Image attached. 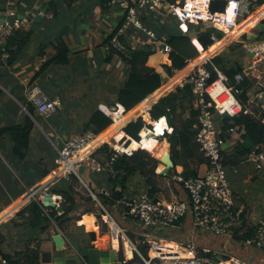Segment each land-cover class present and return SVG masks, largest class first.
<instances>
[{
	"label": "crops",
	"instance_id": "obj_1",
	"mask_svg": "<svg viewBox=\"0 0 264 264\" xmlns=\"http://www.w3.org/2000/svg\"><path fill=\"white\" fill-rule=\"evenodd\" d=\"M191 3L193 4L194 1L189 0V4ZM263 8L264 5L259 8L256 7L254 12ZM7 9H15L24 15L30 14L32 22L28 28L22 30L30 33V40L29 44L16 59L15 65L13 67L6 65L8 57L6 55L0 58V129L12 124H18L23 121L25 114L30 115L28 110H26L27 107L23 104L26 100V90L29 85L37 84L42 87V79L51 84L59 78L62 82H70L71 77L72 80H82L84 84L90 81L86 89L90 91L92 88L96 92L97 102L94 111L88 109L89 105H79L76 110L70 109L64 113V106L59 98L61 95L60 89L55 91V93L46 91V94L51 99L58 100L61 103V107L49 119H44L38 113L36 114L38 120L31 116L35 121L36 128L31 135L30 150L26 159L23 161L18 160L11 153L12 143L9 138L0 141V169L12 171L10 157H13L12 162L17 161L16 166L20 168L21 172H25L22 178H19V183H17V179L13 180L14 182L16 181L13 184L11 180L7 182V178L5 180L6 186L10 187V195L0 205V216L5 213L0 218V256L7 255L15 261L20 259V264H24L28 254L27 251L33 250L39 252V264H139L132 263L135 253H137L132 246H135L139 251L143 242L157 241L162 244L165 250L171 252H186L189 249L188 247L193 246L200 254L204 250H208L209 252L220 253L224 259H235L250 264H264V254L247 248L243 243L194 230L191 217L183 220L176 227L151 231L145 228L140 221L125 216L127 204L135 201L141 193H149L150 188L147 186L145 178L140 174L127 176L124 183L120 180L121 182L114 188L113 184L110 183V178L113 176L110 173L109 163L106 162L105 157L102 155L88 158L79 167L77 177L80 180V186L77 190L81 193V196L87 197L89 189L99 197L100 202L101 197L104 196L100 194L103 188L109 190L111 194L114 190L123 194V200L110 206H104L101 202L107 213L84 214L83 210L87 207V204L81 202L78 198L79 208L71 216H81L80 220L72 221L64 226V229H60L54 221L46 231H44V226L40 228L33 227L31 225L30 210L22 212L33 200H26L25 197L36 188L43 186L57 171V154L53 155L49 153L48 148L43 149V147H60L66 139L80 134L96 111L104 112L112 118L114 123L115 120L120 119L125 113L131 112L133 109L128 112L122 105L117 103V91L127 78L129 65L126 60L121 59L119 56L111 55L107 49L106 40L123 20L122 13L118 9L108 6V0H0V18L4 13L3 11ZM233 9L234 7L231 8L230 6L229 10L233 11ZM40 12L45 14V16L41 17ZM251 18L252 16L250 15L246 18H241L239 19V24ZM151 20L153 23L150 24L158 27L156 19L151 17ZM202 28L203 30L206 29V27ZM154 32L157 36L156 38H158V32L156 30ZM227 36L230 38L228 34H225L220 41L227 38ZM58 38H62L69 47V64L52 66L44 75L35 80L37 72L43 68L45 63L50 62L55 57L54 46ZM123 39L130 51L157 40L146 34L143 35L142 32L140 33L135 29H130ZM195 40L194 38V44ZM228 41L230 44L234 41L237 42L238 44L235 45L241 47L243 51L244 49L249 50L248 57H241L235 51L232 52L230 46H225L212 54L210 59L222 55L228 68L236 66L243 68L246 78L252 84V88L248 92L249 101L246 109L256 115L258 111H264L260 102L254 101L256 94L264 88V18L250 26L237 39L231 38ZM199 51L200 55L205 52L204 49H199ZM169 56L160 50L149 58L147 66L160 73L164 78V83L160 89L146 100L155 97L173 79L189 70L196 63L190 62L185 69L175 72L174 76L170 77L164 68L166 65H171ZM155 57L159 60L151 64V60ZM85 66H88L91 72L89 76L82 77L76 69ZM220 73L223 72L220 71ZM86 78L87 80H84ZM179 81L170 91L162 92L163 94L153 101L148 109V120H145L148 125L153 124L154 127L156 126L149 112L153 105L177 88ZM68 90L71 92L72 89L68 88ZM218 91L221 92L219 97L216 95ZM240 93L236 91L233 85H230L229 81L226 84L219 81L215 85V90H213V98H217V100L214 101L210 95L208 96L209 101L215 102V106L212 109L215 120L220 118L218 123L215 121L219 130L223 127L225 117H231L238 112L240 103L237 99V94L239 95ZM262 101L264 102V96ZM10 103L12 105H9ZM16 106H18V109ZM57 116H61V119L57 118ZM136 119L137 117L132 118L120 129V133L106 142L109 145H114L111 142L113 140L115 144L119 141H125L131 144V150H134L136 141L127 136L123 130L128 123ZM162 121L164 126L161 125ZM158 125L161 130H155V133H164L165 131L172 133L173 131L166 117L160 119ZM38 129L42 130L45 139ZM163 136V134L160 135V142L164 140ZM106 142L102 143V145ZM167 142H161L159 145L160 149L168 145L170 148V144ZM232 145L233 142L229 144L228 148ZM255 148L254 146V150ZM253 151H250L249 155ZM165 152L171 153L170 150ZM29 154L32 155L33 159L31 160L33 162L26 167ZM162 156L158 155L157 158L160 159ZM94 163L101 165L99 172L92 171L91 167ZM242 166L243 164L238 167ZM164 168L165 166L161 163L157 173L160 174ZM193 168L198 173V176H203L207 171V163L206 161L199 163L198 166ZM40 171H49L50 174L46 178H40ZM183 171V167L178 166L175 175L160 178L158 180L159 192L154 197L167 202L175 200L188 201V195L177 176L182 174ZM243 174V183L247 187L243 192L241 191V194L233 192L235 206L237 210L242 211L246 229L255 232L259 222L264 218V208L259 201L262 200L260 192L262 191L261 185L264 183V174L260 175L257 180L249 171L244 170ZM63 180L67 181L66 179H61L58 182ZM58 182L49 184L40 190L37 195V201L41 202V196L47 193L52 195V201L56 206L62 207L65 201L64 198L53 193V187ZM252 184L255 186L254 192L249 190L248 187ZM117 188H120L121 191L117 190ZM12 209L14 210L12 211ZM43 209L48 215L50 210L44 207ZM58 213L62 214L63 211ZM90 221L93 223L92 228H89ZM92 233L95 234V239L90 237ZM58 234H61L64 239V247L61 250L57 248L54 241V236ZM34 262L30 259L28 264H34Z\"/></svg>",
	"mask_w": 264,
	"mask_h": 264
},
{
	"label": "trees",
	"instance_id": "obj_2",
	"mask_svg": "<svg viewBox=\"0 0 264 264\" xmlns=\"http://www.w3.org/2000/svg\"><path fill=\"white\" fill-rule=\"evenodd\" d=\"M172 1L176 2L177 0ZM227 5L228 2L226 0H212L210 3V11L212 13H225ZM263 5L264 0L257 1L255 6L251 9L252 13L255 11L256 7L259 8ZM145 19H147V27L152 31L156 30L159 37L152 43L148 45L144 44L140 48L131 51V58L125 59L129 65V73L125 82L117 91V103L122 105L128 112L133 109L131 112L124 114L125 119L137 112L141 108L143 104L142 102L163 86V76L156 72L153 68L148 67L147 63L149 58L162 50L165 44L169 45L172 50L169 56L171 65H166L164 68L168 76L172 77L174 76L175 72L185 69L191 61L197 59L200 56L199 49L193 43L194 38L200 43L201 46H203V49L205 50L204 53H201L202 56L198 59L200 60L206 55L207 50L214 45L212 37L215 36L218 39H222V37L225 35L224 32L215 28H207L203 30L201 26L196 25H190L188 33L184 34L179 29L177 23L174 20L167 19L164 24H160L157 21V27L150 24L153 23L151 18L147 17ZM123 23L124 19L108 37L106 40L107 44H109L110 39L118 32ZM29 40L30 33H26V31L22 30H18L14 36L10 38L7 45V53L5 54L8 56L6 65L9 67H13L15 65L16 59L29 44ZM54 49L56 51L55 57L50 62L45 63L43 68L37 72L35 80L44 75L46 71L52 66H63L69 64L70 50L62 38L57 39ZM110 53L111 55H116L113 51H110ZM5 55L1 54L0 58ZM207 67L212 73L211 83H214L219 79L218 73L216 72V69H218L228 77L230 85H233L237 92H241L239 95L237 94V99L242 107L241 112L233 117H225L223 127L220 130L223 138L227 139L231 143L233 142V145L230 146L224 153V164L238 165L240 163L239 158L242 155L250 154V150L246 147L247 140L252 141L255 147H264V111H258V114L256 115H254V113H245L246 105L249 101L248 92L251 90L252 84L247 78H245V81L242 84H236L235 76L239 73H244L242 67L236 66L228 68L222 55L215 56L213 59H211V62ZM166 87L155 97H152L149 100H152L153 103V101L159 98L161 94L166 93L173 88L167 89ZM207 99L209 100L208 97ZM23 104L27 107L30 115L25 114L23 121L18 124H12L0 129V141L9 138L10 142L12 143L11 153L21 161L26 159L30 150L31 135L36 128L33 118L35 117L37 119V112L34 106L28 103L27 99ZM9 105H12V103ZM16 108L18 109V106H16ZM149 112L152 121L156 123V126L154 127L156 128V131L161 130V127L158 125V121L165 117L167 118L169 126L173 129L172 133H165L164 139L168 140L170 144L174 168L172 169L169 176H162L157 173V169L161 163L160 160L156 158V152L161 150L160 146L154 149L152 152L155 157L152 156L147 150L137 149L132 157H127L121 154L118 160L112 164V167L115 170L118 172H124L125 175L120 179L119 177H111L110 183H112L114 188H116V186L121 182L120 180H122V183H124L127 176L140 174L145 178L146 184L150 188L149 194L154 197L155 194L159 192L158 180L160 178L175 175L177 173L176 168L178 166H181L184 169L182 174L177 175L178 179L197 177L198 173L193 167L198 166L199 163H203L206 160L200 152L199 145L195 141L196 135L198 133L196 126L200 116V107L194 94L192 93L190 86L175 88L167 96L158 100V102L153 105ZM127 122H125L123 126ZM113 123L114 122L110 116L106 115L102 111H96L87 123L83 132L92 131L97 136V138H103L115 129L117 125ZM145 127L151 126L145 122L143 117H139L136 120L128 123L123 131L127 136L131 137L135 141H139V134ZM120 129L108 136L107 141L120 133ZM159 133L160 135L163 134V132ZM168 146L162 149L161 154H163L165 151H168ZM113 152L114 151L111 146L108 143H105L93 154V156L97 157L98 155H102L105 157L106 162L109 163ZM54 153L57 154V151L55 150ZM49 174V171H40V178H46ZM79 186V178L76 175H72L69 182L63 180L58 182V184L53 187V193L61 195L65 200L62 204L63 213L61 215H59L57 209L55 208H50L49 214L47 215L44 212L45 210L43 209L42 203L40 201L34 200L29 203V206L22 212H26V210L29 209L31 225L35 228L44 226V231L51 227L53 221L56 222L60 229H64V226L71 223L72 221L80 220L81 216H71L75 211L78 210L79 200L87 204V207L83 210L84 214L95 212L103 214V209L97 202L93 200L91 196H81V193L77 190ZM122 200L123 194L114 190L112 191V195L110 197H101V202L104 206H110ZM3 215H1L0 218ZM92 227L93 223L90 221L89 228ZM243 230L244 232L240 233ZM253 236L254 232L252 230H247L246 225L243 224L241 231H235L233 240L237 243H243ZM90 237L95 239L96 236L94 233H92L90 234ZM139 251L143 256L147 257L149 251L148 243L143 242L142 246L139 248ZM27 252L28 254L24 264H28L30 259L35 261L34 264H39V252L33 250H28ZM201 254L205 257L212 256V252H201ZM3 257L8 259L10 264H20V259L15 261L10 256L3 255ZM132 263L144 264L137 253H135Z\"/></svg>",
	"mask_w": 264,
	"mask_h": 264
},
{
	"label": "built area",
	"instance_id": "obj_3",
	"mask_svg": "<svg viewBox=\"0 0 264 264\" xmlns=\"http://www.w3.org/2000/svg\"><path fill=\"white\" fill-rule=\"evenodd\" d=\"M212 0H206L204 10L195 6L190 7L188 0L181 3L180 0L173 2L172 0H108V6L118 9L123 16L124 23L119 28L118 32L110 39L107 49L115 52L116 56L121 59H130L131 51L124 43L123 37L128 34L130 29H135L142 32L153 39H157L154 31L150 30L143 22L145 18H154L159 23L164 24L167 19L174 20L179 29L184 33H188L190 25L202 26L207 28H215L229 34L236 30L239 25V19L246 18L252 13V8L258 0H226L228 2L225 13L210 11V3ZM234 6V19H230L225 14L230 6ZM40 16L45 14L40 12ZM32 17L30 14H21L15 9H7L0 18V55L7 53V45L11 37L18 30L26 29L30 26ZM214 45L219 43L220 39L213 36ZM171 47L164 45L162 51L170 55ZM212 59V58H211ZM210 56L204 60L197 62L191 70L178 83V87L190 86L198 105L200 107V116L198 119L196 135V143L199 145L200 152L207 163V171L203 176L192 177L189 179H178L183 185L184 190L188 195V201L175 200L167 202L160 198L152 197L149 193H141L138 198L127 204L125 216L140 221L147 229L159 228L165 229L180 225L187 217H191L193 228L196 231L203 233H211L217 237L233 240L236 230L242 229L244 218L242 211L236 209L235 199L231 191L226 168L224 164V153L229 146L230 141L223 138L220 130L215 124V115L212 108L215 106L217 98H213V90L217 82L227 83L228 77L220 73L218 69L219 79L211 83L212 73L208 69V64L211 62ZM193 61H191L192 63ZM246 75L239 73L235 76L236 84H242L245 81ZM218 91L217 97L221 96ZM211 96L214 101L208 100ZM264 88L254 97V101L260 102L261 108L264 110ZM26 99L32 104L36 112L44 119H49L61 107L58 100L51 99L42 88L35 84L29 85L26 90ZM252 103H254L252 101ZM247 107V106H246ZM26 109V108H25ZM27 110V109H26ZM241 105L238 106V112H241ZM148 110L145 112L147 115ZM245 113H251L247 110ZM143 117V115L138 116ZM151 127H145L139 134L140 140L137 149H143L140 146L143 142L142 134L154 131L153 124ZM167 132V131H165ZM165 132L163 135H165ZM153 136V135H152ZM162 137V136H161ZM164 137V136H163ZM97 136L92 131L82 132L63 141L60 147H55L57 151V171L46 181V183L33 190L26 200L37 201V195L40 190L44 189L49 184H55L61 179L70 181L72 175H78V169L88 158L101 147L98 146L88 155H84L88 147L96 140ZM158 140L160 137H155ZM108 143V142H106ZM113 149V155L109 162L110 173L113 178L125 175L124 172H118L112 167L121 154L132 157L137 150H131V144L127 142H117L110 144ZM251 162L256 166L258 171L264 170V147L256 146L255 150L250 155ZM94 162V161H93ZM93 172H99L101 165L94 163L92 165ZM117 190L121 191L120 188ZM89 196L107 213L106 208L102 205L99 197L92 193L89 189ZM101 195L110 197L112 194L107 189L101 190ZM110 216V215H109ZM111 217V216H110ZM112 218V217H111ZM119 230V229H118ZM120 231V230H119ZM244 230L240 233H243ZM149 245L148 255L143 256L135 246L136 251L144 264H250L241 262L235 259H224L218 262L213 261L220 253L212 252L211 257H205L195 250L189 249L184 254H192L191 256L170 254L165 252L162 244L157 241L147 242ZM243 244L255 251L264 254V218L259 222L255 229L254 236L247 239ZM204 253H209L204 250ZM0 264H10L9 260L0 256Z\"/></svg>",
	"mask_w": 264,
	"mask_h": 264
},
{
	"label": "rangeland",
	"instance_id": "obj_4",
	"mask_svg": "<svg viewBox=\"0 0 264 264\" xmlns=\"http://www.w3.org/2000/svg\"><path fill=\"white\" fill-rule=\"evenodd\" d=\"M180 2L184 3L185 0H180ZM143 22L145 23V25H147V19H143ZM143 35H144V33H143ZM235 44H238V43L234 41L231 44L229 43V45H227L226 47L230 46L231 51L232 52L235 51L241 57L242 56L248 57L250 51L249 50L247 51V49H244V51H243V49H241V47H239V46H237ZM230 54L232 55L231 52H230ZM201 56L202 55H200L197 59L193 60V62H196ZM252 59H254V58L252 57ZM76 71L78 73H80L82 77H85V76H89V73L91 72V69L88 68V66H85L83 68L82 67L77 68ZM60 80L61 79L59 78L54 83L51 84V83L46 82L44 79H42L41 80L42 81V83H41L42 87L41 88L43 89V91L45 93H46V91H48L50 93H55V91L60 89L59 91H60L61 95L59 96V98L62 100V101L61 100L60 101H61V103H63L64 113H66L70 109L76 110V108L79 105H85V106L89 105L88 109L91 110V111H94V108L96 107V102H97V99L95 97L96 92L93 91L92 88L90 89V91H87V89H86V87L88 88V85H89L90 81H88V82H86V84H84L82 80L81 81L72 80V77L70 78V82H66L65 83V81L62 82ZM84 80H87V78L84 79ZM68 88L72 89L71 92H70V90H68ZM57 118L61 119V116H57ZM218 120H220V118L215 120L216 123H218ZM40 122H41V120H40ZM56 122H58V121H56ZM39 132H41V134L43 135V138H44V134H43L41 129L39 130ZM82 132L83 131H81V133ZM158 134H160V133H158ZM111 142L113 144H115L114 140L111 141ZM161 142H167V140L164 139V140H161ZM229 144H231V143H229ZM49 147H43V149H45V148L47 149L48 148L49 149V153H52L54 155L55 154L54 152H55L56 149L55 148L54 149L53 148H49ZM246 147L250 151L254 150V144L250 140H248V142L246 143ZM168 150H171L169 148V146H168ZM161 153H162V149L158 150L156 152V155L160 156V155H162ZM150 154L152 156H154V154L152 152H150ZM13 159H14L13 157H10V160H11L10 163H11L12 171L11 170H7V169H0V205H1V203H4L5 199L9 198V195H10V190H9L10 187L6 186V183H5L6 178H7V182H9L11 180L12 184L16 182V181L15 182L13 181L15 179H17V183H19L20 182L19 178L21 179L23 174L25 173L24 171L21 172L20 168L18 166H16L17 165V161L12 162ZM31 159H33L32 155L29 154V159H28L26 167L31 165V163L33 162V160H31ZM239 160H240V163L238 165L227 164V165H225V168H226L227 179H228L231 191L232 192H239L241 194V191L243 192L245 190V188L247 187L243 183L244 170L249 171V173L251 175H253L256 178V180L258 179V177L260 175L264 174V170L261 172V171H258L257 168H255L256 166L251 162L249 154L242 155L239 158ZM242 164H243L242 167H238V166H241ZM236 170H237V172H236ZM248 187H249V190L254 192V187L255 186L253 184L249 185ZM261 189H262V191L260 192V196H261L262 200H259V201L261 202V204L263 205V208H264V183H262ZM150 230L151 231H158V230H161V229L152 228ZM220 260H223L222 255L216 256L213 261L218 262Z\"/></svg>",
	"mask_w": 264,
	"mask_h": 264
},
{
	"label": "bare ground",
	"instance_id": "obj_5",
	"mask_svg": "<svg viewBox=\"0 0 264 264\" xmlns=\"http://www.w3.org/2000/svg\"><path fill=\"white\" fill-rule=\"evenodd\" d=\"M193 1H194L193 4H192V3L189 4L190 7L195 6V7H197V8H200L201 10H204V9H205V6H206V0H193ZM258 1H259V0H258ZM188 2H189V0H188ZM200 3H202V5H200ZM233 7H234V6L232 5L231 8H233ZM225 16H226V17L228 16L230 19H234V18H235L234 12H233L232 10H229V11L225 14ZM250 16H252V18H251L250 20H245V21L241 22V24H239V25L237 26V28H236L235 31L229 33V37H230V38H228V36H227V38L223 39L222 41H219V43L216 44L215 46H212V47L206 52V55H205L203 58H201L200 60L196 61V63H197V62H200V61L204 60L205 58L211 56L212 54L218 52L219 50H221L222 48H224L227 44H229V41H228L229 39H231V38L237 39V38H238L242 33H244V32H245L250 26H252L253 24L258 23L261 19H263V18H264V8H263L262 10H258V11H256V12H254V13L251 14ZM195 45H196L197 48H199L200 50L203 49V46H201L200 43H199L197 40H195ZM159 58H160V57H159ZM158 60H159V59H158L157 57L153 58V59L151 60V62H152L151 64L156 63ZM165 60H166V57H165ZM196 63H195V64H196ZM195 64H194V65H195ZM191 68H192V67H190V69L187 70L186 72L180 74L177 78L173 79V80L167 85L166 88L169 89V88L174 87L175 84H176V83H177V82H178L183 76H185L186 73H187L188 71L191 70ZM151 104H152V100H146V101L142 104L141 108H140L137 112H135L134 114H132L129 118L125 119L124 116H121L120 119L115 120V123H116V125H117V126L115 127V129H114L110 134H108L107 136H105V137H103V138H96V140H95V141H94V142L88 147L87 151L84 152V155H88L92 150H94L95 148H97L98 146H100L101 143L106 142L108 136H110L113 132H115V131H117L118 129H120V128L123 126V124H124L125 122H127L128 120L143 115V118H144V116H146V117H145V120L147 121L148 119H147V115H145V112L149 109V107L151 106ZM117 117H118V116H117ZM161 125L164 126L163 121L161 122ZM152 135H153V136H152ZM142 137H143V142L141 143L140 146H143V149H144V150H147V151H149V152H153V150L156 149V148L160 145V143H161L160 140H158L157 138H155V137H160V134L155 133V131H152V132H150V133L144 132V133L142 134ZM134 145H136V146L134 147V150H136V149L139 147V142L136 141V144H134ZM130 148H132V146H131ZM139 149H140V148H139ZM15 208H16V207H15ZM15 208H14V209H15ZM14 209H12V211H13ZM12 211H11V212H12ZM114 224H115V223H114ZM113 226H114V225H113ZM115 238H116V237H115ZM116 239H117V238H116ZM115 241H116V240H115ZM132 247H133V246H132ZM169 248H170V247H169ZM130 249H131V248H130ZM130 249H129V250H130ZM163 249H164V248H163ZM164 250H165V249H164ZM171 250H173V249H171ZM165 252H169L170 254H173V253H174V254H177V255L191 256L190 254H184V253L181 252V251L171 252V251H167V250H165Z\"/></svg>",
	"mask_w": 264,
	"mask_h": 264
},
{
	"label": "water",
	"instance_id": "obj_6",
	"mask_svg": "<svg viewBox=\"0 0 264 264\" xmlns=\"http://www.w3.org/2000/svg\"><path fill=\"white\" fill-rule=\"evenodd\" d=\"M145 120V118H144ZM160 162L165 166V168L160 172V175L166 176L169 175L172 169L174 168V163L172 161L171 153L165 152L162 158L159 159ZM41 202L42 206L44 208H56L58 212L62 213L63 208L61 206H56V204L52 201V195L51 194H43L41 196ZM61 215V214H59ZM54 241L58 249H62L64 247V239L61 234H58L54 236Z\"/></svg>",
	"mask_w": 264,
	"mask_h": 264
}]
</instances>
